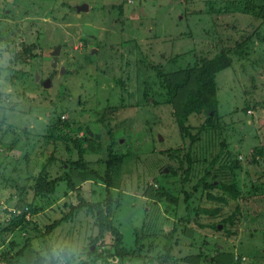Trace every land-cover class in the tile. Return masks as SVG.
<instances>
[{
    "label": "rangeland",
    "instance_id": "rangeland-1",
    "mask_svg": "<svg viewBox=\"0 0 264 264\" xmlns=\"http://www.w3.org/2000/svg\"><path fill=\"white\" fill-rule=\"evenodd\" d=\"M218 53L190 143L168 90ZM118 155L112 219L134 256H112L84 207L46 233L105 197ZM37 175L62 179L44 195ZM0 264H264V0H0Z\"/></svg>",
    "mask_w": 264,
    "mask_h": 264
},
{
    "label": "trees",
    "instance_id": "trees-1",
    "mask_svg": "<svg viewBox=\"0 0 264 264\" xmlns=\"http://www.w3.org/2000/svg\"><path fill=\"white\" fill-rule=\"evenodd\" d=\"M254 6L255 3L252 2ZM249 11V10H248ZM230 60L224 53H218L213 56L210 60H207L200 64L195 72L192 74L188 70L185 71L184 77L172 84L169 91V97L167 102L171 103L174 107V116L179 128L181 135L188 136L190 143H194L196 140L195 135L191 134L186 121L190 115L199 114L202 112L209 113V111H216L217 99L215 95V79L214 76L221 69L229 66ZM181 90V91H179ZM179 94L180 102L176 100ZM177 97V98H176ZM206 121L209 122L210 118L207 116ZM69 127L70 123L66 120L61 122L59 119L50 124V130L56 135L57 138H65L60 135L59 131ZM59 134V135H58ZM70 138V136H68ZM75 148L78 153V160L73 163L74 167H79L82 170L86 169L91 174L94 173L93 170H90L87 164L84 161L83 149L78 144V140H74ZM66 148L69 150V146L66 145ZM220 151H223L221 147ZM220 154H217L219 157ZM122 156H109V159L106 160V168L104 170V175L102 178L103 184L105 186V197L101 201H86L83 198L79 197L78 204L72 206L70 212L65 216L61 217L58 220L53 221L46 226L45 232L48 233L56 226L59 225L61 221H66L70 219V216L76 214L81 208H85L87 211L91 212L94 218V225L98 230V237L102 234L109 232L113 237L112 246L114 252L112 256L115 257H127L131 258L135 254V249L129 250L122 244L123 235L119 228L114 224L112 219V198L110 195L111 187V178L116 169V165L120 162ZM168 170V168H167ZM82 175V174H81ZM86 175H82L85 177ZM62 177L47 179L43 175H37L34 179V184L32 185L36 193L41 194H50L55 191L56 184ZM84 179V178H83ZM69 186L74 188L71 178L68 179ZM220 187L224 188V184ZM233 194V196L238 195V191L229 186H225V190H228ZM236 191V192H235ZM162 194V192H161ZM213 226V225H212ZM215 227V226H213ZM138 236V235H137ZM138 240V237L136 238ZM95 240L92 239V242ZM169 241V240H166ZM170 243V241H169ZM165 243V253L164 259L169 258L170 246Z\"/></svg>",
    "mask_w": 264,
    "mask_h": 264
},
{
    "label": "water",
    "instance_id": "water-1",
    "mask_svg": "<svg viewBox=\"0 0 264 264\" xmlns=\"http://www.w3.org/2000/svg\"><path fill=\"white\" fill-rule=\"evenodd\" d=\"M77 10H80V9H87V5L86 4H83L82 6L79 5V6H76L75 7ZM58 50H59V46H56L52 52V54L54 55L53 56V60H52V66H55L56 65V54L58 53ZM39 77V76H37ZM50 84V79L47 78L46 81L43 83L44 86H48ZM165 170H167V167L165 168ZM219 227V226H218Z\"/></svg>",
    "mask_w": 264,
    "mask_h": 264
},
{
    "label": "flooded vegetation",
    "instance_id": "flooded-vegetation-1",
    "mask_svg": "<svg viewBox=\"0 0 264 264\" xmlns=\"http://www.w3.org/2000/svg\"><path fill=\"white\" fill-rule=\"evenodd\" d=\"M56 47V46H55ZM53 52V51H52ZM53 54L51 53V60H50V64L52 65V60H53ZM57 63H58V53L56 54V65H55V67L57 66ZM63 70V68H60V71H62ZM47 79V78H46ZM46 79L43 81V83L46 81ZM42 83V84H43Z\"/></svg>",
    "mask_w": 264,
    "mask_h": 264
}]
</instances>
